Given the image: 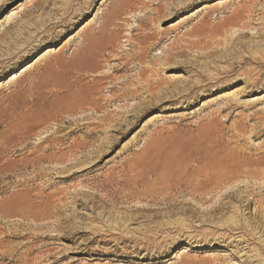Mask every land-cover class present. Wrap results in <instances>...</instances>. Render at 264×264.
<instances>
[{"label":"rangeland","instance_id":"374dc122","mask_svg":"<svg viewBox=\"0 0 264 264\" xmlns=\"http://www.w3.org/2000/svg\"><path fill=\"white\" fill-rule=\"evenodd\" d=\"M248 1L0 0V264H264V190L238 193L239 208L225 189L160 203L185 157L264 160L263 138L231 130L238 113L264 118V10ZM153 67L168 90L202 82L194 69L222 80L106 129L104 115L134 114L109 101L116 82Z\"/></svg>","mask_w":264,"mask_h":264},{"label":"bare ground","instance_id":"6f19581e","mask_svg":"<svg viewBox=\"0 0 264 264\" xmlns=\"http://www.w3.org/2000/svg\"><path fill=\"white\" fill-rule=\"evenodd\" d=\"M187 1V0H186ZM248 1V0H247ZM165 4V3H164ZM243 4V3H242ZM160 5V4H159ZM238 6V5H237ZM258 7L260 9L264 10V0H250L245 4V7L251 11V12H255V7ZM184 7V6H183ZM256 7V9H257ZM247 10V11H248ZM262 10V11H263ZM156 12H158V9L155 10ZM239 11V10H238ZM172 12V11H171ZM249 12V13H251ZM258 12V10H257ZM262 13V12H261ZM165 14V13H164ZM231 14V12H230ZM168 15V14H167ZM162 16V15H161ZM246 16V15H245ZM161 18V17H160ZM246 19V18H245ZM159 20V19H158ZM247 20V19H246ZM247 22V21H245ZM244 22V23H245ZM249 22V20H248ZM251 22V21H250ZM242 23V22H241ZM243 23V24H244ZM242 24V25H243ZM247 24V23H246ZM252 25V22L250 23ZM249 24V25H250ZM245 25V24H244ZM248 25V24H247ZM241 26V25H240ZM263 26V25H262ZM261 26V27H262ZM249 27V26H248ZM103 27L100 26L98 29V33L100 31H102ZM138 29V28H137ZM237 29V28H236ZM246 29V28H244ZM250 29V28H249ZM248 29V30H249ZM239 30V29H238ZM241 31V30H239ZM262 31V30H261ZM264 31V30H263ZM189 32V31H188ZM244 32V31H243ZM101 33V32H100ZM246 33V32H245ZM263 33V32H262ZM234 34V33H233ZM232 35V34H231ZM210 37V36H209ZM232 39V38H230ZM185 46V45H184ZM260 46V45H259ZM151 47V46H150ZM174 47V46H173ZM217 47V46H216ZM186 48V47H185ZM139 49V48H138ZM141 50V48H140ZM145 50V49H144ZM203 50V49H202ZM209 51V49H208ZM228 51V50H227ZM177 52V51H176ZM163 53V52H162ZM225 56V55H224ZM227 58V57H226ZM230 58V57H229ZM232 59V58H231ZM153 60V59H152ZM179 60V59H178ZM233 61V60H232ZM230 61V62H232ZM235 61V60H234ZM164 63H160L158 64V67L160 65V67L169 64L168 61L166 59H164L163 61ZM176 62V61H175ZM229 62V61H228ZM251 62V61H250ZM253 62V61H252ZM251 62V63H252ZM174 63V62H173ZM245 63V62H244ZM263 63V62H262ZM125 64V63H124ZM155 65V62L153 63ZM212 64V63H211ZM241 64H231L229 65V69L228 70H224L223 72H221V75H227L230 74L232 72H235L236 69L239 68ZM125 65H123V67L121 66V68L117 71H124ZM140 66V65H139ZM165 66V67H166ZM180 66V65H179ZM127 67V66H126ZM150 67V66H149ZM156 67V66H155ZM153 68H149V69H145L143 68L137 78L134 79H130L128 77H120V79L116 82V91L119 92V95H116V91L114 92L113 90H111L112 95L111 98L109 99V101L113 100V101H124L126 102L124 108H126V114H132L131 120L128 119V116L126 117H119L117 113H113L112 117H108L106 115H104L102 117V119H100L99 122H104V125H106V129L112 127V123H114V125H120L121 129L118 131V133L120 135H122L125 131H127L128 128H131L135 125V123L141 118L143 117L145 114H147L148 112H151L155 109H157L158 107H160L161 105L165 104V103H171V102H177L179 100H182L185 103L186 101H188L191 98H195L197 97V91L201 88H206V87H210L212 86V84L214 82H220L222 80L221 77H216V78H211L209 76L201 75L198 71H196L194 69V71L196 72V74L200 77H202V82L199 83H192L191 85H186L185 87H173V89L168 90L167 88H165L166 85V81L163 78L159 77V72L158 69H154ZM157 68V67H156ZM175 67H168L166 70L169 71L171 69H174ZM222 68V67H221ZM262 68V67H260ZM206 69V68H205ZM210 69V68H209ZM126 70V69H125ZM163 70V69H162ZM161 70V71H162ZM116 71V70H115ZM125 72V71H124ZM162 75V74H161ZM254 77L252 78H248L246 81V85L254 87L257 86L260 82H261V74L260 71H258L257 73H255V75H253ZM163 77V75H162ZM238 77V76H237ZM167 79V78H166ZM231 80V79H230ZM233 80V79H232ZM173 81V80H172ZM243 81V80H242ZM177 82V81H176ZM175 82V83H176ZM206 82V83H205ZM230 82V81H229ZM178 83V82H177ZM205 83V84H204ZM245 83V82H244ZM262 84V83H261ZM177 85V84H176ZM218 85V84H217ZM216 85V86H217ZM245 85V84H244ZM114 87V86H113ZM221 89V88H220ZM246 90V89H245ZM242 91V90H241ZM244 92V91H242ZM247 92V91H246ZM241 93V92H240ZM245 94V93H244ZM144 95L146 96V98L144 97ZM237 94H235L236 96ZM239 96V95H238ZM232 97L230 96V99ZM236 98V97H235ZM137 101V104L133 105L130 107V110L128 109L129 105H127L128 102L130 101ZM235 100V99H234ZM234 100L231 99L230 102H234ZM236 101V100H235ZM237 102V101H236ZM88 103V102H87ZM229 103V102H228ZM227 103V104H228ZM238 103V102H237ZM236 103V104H237ZM238 105H230L228 104V106H226L225 110H233L234 108ZM236 107V108H237ZM224 108V107H222ZM90 111L93 112H97L99 109L95 106V104H92L91 106H89L88 108ZM221 109V108H220ZM238 110V109H237ZM233 111L229 112V115H231L233 113ZM227 112V111H226ZM214 113V112H213ZM220 113V112H219ZM212 114V113H211ZM237 114V113H236ZM121 116V115H120ZM210 116V114H209ZM236 119H238L232 124V128L231 130L233 131V133L235 134L234 136L236 137V140L239 141L240 138H243L244 136L247 137L249 139H261L263 138V141H261L260 143V149H264V118H261V120L258 123H255L254 125H250V123L252 121L255 120H259V116L258 113L255 112L253 114H247L244 116H241L240 113H238L237 115H235ZM233 117V118H235ZM240 118V119H239ZM233 122V121H232ZM124 132H123V129ZM219 131V130H218ZM224 131V130H223ZM221 131V132H223ZM116 132V131H114ZM89 134V133H88ZM233 136V135H231ZM244 137V138H245ZM226 138V137H225ZM230 139V138H229ZM231 140V139H230ZM233 140V139H232ZM245 141V140H243ZM248 140H246L247 143ZM237 143V142H236ZM239 144V143H238ZM245 144V143H244ZM246 145V144H245ZM242 146V145H241ZM248 146V145H247ZM258 146V145H257ZM245 147V146H244ZM250 147V146H249ZM255 148V147H254ZM243 149V148H242ZM246 149V148H245ZM249 149V148H248ZM244 150V149H243ZM240 151V149H239ZM260 151V150H259ZM248 152V151H247ZM249 153V152H248ZM212 155H214L212 153ZM241 155V153H240ZM257 155V154H256ZM254 156V155H253ZM259 157V156H258ZM200 157H195L194 158H189V157H185L184 159V163L183 164H179V166H177V169L175 170L176 173V178L175 180L168 186L167 188V192H165L162 195V202H160L161 204H163V201L169 200L170 201L174 198H172L170 200V195L171 192L178 190L179 189H184L187 190V195L189 196L188 198L199 205H203L206 204L208 202H211L210 197L212 198L213 195H215V192L217 190L221 191V189H225L226 190V194H224L226 196L225 199H227L228 197H233L234 199H237L238 201L241 200L240 194L238 193H246L249 192L247 190L250 189V185H254L255 187H257L258 189L264 190V177L262 175V173H264L263 171H260L256 168H252V165H264V160H254V159H248L245 157H241L238 156L237 154L233 153L232 151H227L226 153H217L216 156H214V160L211 159V161L208 163L206 162L205 158H200L202 159L205 163H199L198 159ZM251 158V157H250ZM255 158V157H254ZM180 159V158H179ZM171 160V159H169ZM172 162V161H171ZM94 167V166H93ZM260 176L261 180H262V184L261 183H256L260 181V179H258L257 177ZM135 178V177H134ZM136 181V180H135ZM252 181V182H250ZM120 183V182H119ZM167 184V183H166ZM169 184V183H168ZM123 185V184H122ZM132 186V185H131ZM254 189V188H253ZM126 190V189H125ZM205 191L203 194L199 193L200 191ZM177 191V192H178ZM182 191V190H181ZM180 191V192H181ZM259 191V190H257ZM183 192V191H182ZM218 192V191H217ZM222 192V191H221ZM222 192V193H224ZM260 192V191H259ZM219 193V192H218ZM255 193V192H254ZM253 193V194H254ZM261 193V192H260ZM259 194V193H258ZM257 194V195H258ZM264 194V193H263ZM127 195V194H126ZM218 195V194H217ZM223 195V194H222ZM221 195V196H222ZM252 195V194H251ZM177 196V195H176ZM179 196V195H178ZM177 196V197H178ZM244 196V195H243ZM172 197V196H171ZM177 197H175L177 199ZM184 197V196H182ZM181 197V198H182ZM209 197V198H208ZM220 197V196H218ZM248 197V196H247ZM174 198V199H175ZM243 198V197H242ZM175 199V200H176ZM223 199V198H222ZM264 199V198H263ZM216 200V199H215ZM219 201H221V199L218 198ZM186 202H189L186 201ZM247 202V201H246ZM253 204H257V205H263L264 202L261 203V201H259V199H253L252 200ZM217 203V202H216ZM220 203V202H219ZM224 203V202H223ZM249 203V202H248ZM159 204V203H158ZM188 204V203H187ZM214 204V203H213ZM211 203V205L209 206V208H211V206L213 205ZM218 204V203H217ZM156 205V204H155ZM198 205V206H199ZM197 206V205H195ZM205 206V205H204ZM223 205H214V207H212L211 209L213 210H217L219 209V211L224 208L222 207ZM241 206V202L239 201V206L237 208H239ZM255 206V205H254ZM264 206V205H263ZM190 207V206H189ZM194 207V206H193ZM192 208V207H191ZM205 208V207H204ZM228 208H234L233 205H229ZM227 208V209H228ZM237 208L235 206V211H237ZM203 209V208H202ZM206 209V208H205ZM208 209V208H207ZM225 210V209H224ZM239 210V209H238ZM264 209H262L263 211ZM218 211V210H217ZM257 211V210H256ZM261 211V212H262ZM202 212V211H201ZM205 212V211H203ZM238 212V211H237ZM255 212V211H254ZM257 212H260L259 210ZM264 212V211H263ZM200 214V213H199ZM215 214V213H214ZM257 214V213H256ZM255 214V215H256ZM243 215V214H242ZM264 215V214H263ZM260 216V222H264V216ZM191 216V215H190ZM244 216V215H243ZM206 215H201L200 218L202 219H207ZM246 217V215H245ZM257 217V216H256ZM209 218H211V216H209ZM244 218V217H243ZM250 218V217H249ZM224 219V218H223ZM245 220V219H244ZM255 220L257 221V219L255 218ZM239 221V218H238ZM247 221V219H246ZM245 221V222H246ZM252 222V221H251ZM254 222V221H253ZM259 222V223H260ZM249 224V222H247ZM233 224V223H232ZM254 226V225H252ZM261 228V227H260Z\"/></svg>","mask_w":264,"mask_h":264}]
</instances>
